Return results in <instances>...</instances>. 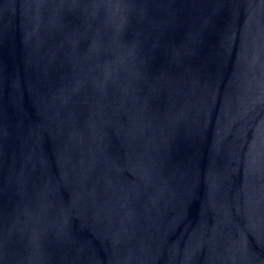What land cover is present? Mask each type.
Returning <instances> with one entry per match:
<instances>
[{
    "label": "water",
    "instance_id": "water-1",
    "mask_svg": "<svg viewBox=\"0 0 264 264\" xmlns=\"http://www.w3.org/2000/svg\"><path fill=\"white\" fill-rule=\"evenodd\" d=\"M0 264H264V0H0Z\"/></svg>",
    "mask_w": 264,
    "mask_h": 264
}]
</instances>
